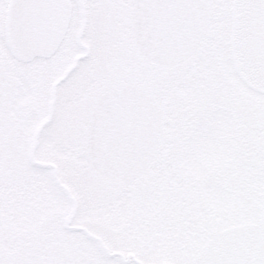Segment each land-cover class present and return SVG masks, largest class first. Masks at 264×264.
<instances>
[{"label":"snow or ice","instance_id":"obj_1","mask_svg":"<svg viewBox=\"0 0 264 264\" xmlns=\"http://www.w3.org/2000/svg\"><path fill=\"white\" fill-rule=\"evenodd\" d=\"M0 264H264V0H0Z\"/></svg>","mask_w":264,"mask_h":264}]
</instances>
